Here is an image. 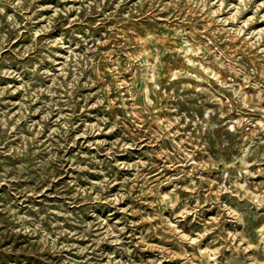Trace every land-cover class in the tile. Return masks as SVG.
Masks as SVG:
<instances>
[{
  "label": "rangeland",
  "instance_id": "1",
  "mask_svg": "<svg viewBox=\"0 0 264 264\" xmlns=\"http://www.w3.org/2000/svg\"><path fill=\"white\" fill-rule=\"evenodd\" d=\"M0 264H264V0H0Z\"/></svg>",
  "mask_w": 264,
  "mask_h": 264
},
{
  "label": "bare ground",
  "instance_id": "2",
  "mask_svg": "<svg viewBox=\"0 0 264 264\" xmlns=\"http://www.w3.org/2000/svg\"><path fill=\"white\" fill-rule=\"evenodd\" d=\"M232 128V127H231Z\"/></svg>",
  "mask_w": 264,
  "mask_h": 264
}]
</instances>
